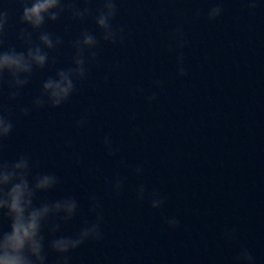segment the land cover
I'll list each match as a JSON object with an SVG mask.
<instances>
[{
    "label": "clouds",
    "instance_id": "obj_1",
    "mask_svg": "<svg viewBox=\"0 0 264 264\" xmlns=\"http://www.w3.org/2000/svg\"><path fill=\"white\" fill-rule=\"evenodd\" d=\"M90 2L80 0L84 6L78 7L77 0H16L20 5L17 22L23 26L17 36L24 45L22 50L7 45L6 32L10 15L7 9L0 7V91L6 84L9 102L18 99L36 71L44 70L50 62L56 63L55 57L50 54L56 52L64 41L62 37L47 31L45 25L57 22L64 14H68L74 21L83 22L92 15V9L87 6ZM246 2L249 11L255 9L256 0ZM100 3L101 7L94 16L96 28L104 42L117 44L123 39L124 31L123 27L117 28L112 23L118 12L117 0H100ZM223 11L217 3L207 10V19L216 20ZM199 15L197 12L196 18ZM175 40L178 49L186 47L188 41L182 28H177ZM99 44L100 40L95 34L88 30L82 31L71 44V66L59 68L54 76L45 79L30 107H21L20 114L28 116L33 110L59 108L67 103L76 92L77 83L87 78L88 65L96 61ZM177 75H187L182 52L177 56ZM161 83L157 80L154 85L160 87ZM154 100L155 94L147 97L149 104ZM131 118L135 119V115ZM87 124L88 118L85 115L76 121L75 126L83 128ZM13 128L7 105L0 103V264H49L50 255L55 257L53 264H71V253L86 242H99L104 238L100 200L95 194L90 196L89 212L95 217L93 221H85L84 226L75 234H63V225H67L78 214V201L72 196L57 200L41 199L42 193L55 189L59 179L51 172L34 174L33 169L38 165L26 154L14 160L4 157L5 141L12 134ZM136 131L138 129H133V132ZM67 144L71 146V141ZM103 146L109 156H115L119 151L114 147L110 135L104 137ZM134 172L141 175L143 168L137 166ZM125 179L117 175L111 181L110 190L114 195L120 194ZM136 196L138 200L147 198L153 210L161 209L165 203V198L158 190L148 192L143 184L138 186ZM165 222L170 229L180 227V220L175 216L166 218ZM236 232L235 227L226 230L223 238L234 243ZM231 264H256V260L247 247L240 246L231 258Z\"/></svg>",
    "mask_w": 264,
    "mask_h": 264
}]
</instances>
